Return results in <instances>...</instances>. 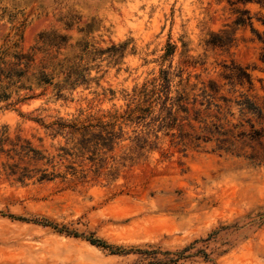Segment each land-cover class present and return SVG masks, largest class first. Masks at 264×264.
<instances>
[{
	"label": "rangeland",
	"instance_id": "1",
	"mask_svg": "<svg viewBox=\"0 0 264 264\" xmlns=\"http://www.w3.org/2000/svg\"><path fill=\"white\" fill-rule=\"evenodd\" d=\"M263 54L264 0H0V264H264Z\"/></svg>",
	"mask_w": 264,
	"mask_h": 264
},
{
	"label": "trees",
	"instance_id": "2",
	"mask_svg": "<svg viewBox=\"0 0 264 264\" xmlns=\"http://www.w3.org/2000/svg\"><path fill=\"white\" fill-rule=\"evenodd\" d=\"M264 62V54L262 56ZM245 77L246 73L243 72ZM241 77L239 76L240 80ZM243 81V80H241ZM247 82L252 85L251 80ZM225 115L223 123L215 125V130L211 132L217 135L215 138L216 148L225 153L242 156L249 162L264 166V97L250 96L240 93L236 98H223ZM217 112L223 109L220 105H215ZM237 110L236 122L234 112ZM226 126V128H224ZM238 129L236 133L234 130Z\"/></svg>",
	"mask_w": 264,
	"mask_h": 264
}]
</instances>
